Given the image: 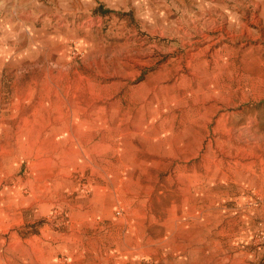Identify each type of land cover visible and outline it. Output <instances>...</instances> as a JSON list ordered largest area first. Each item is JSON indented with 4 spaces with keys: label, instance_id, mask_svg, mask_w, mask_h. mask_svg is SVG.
Listing matches in <instances>:
<instances>
[{
    "label": "rangeland",
    "instance_id": "1",
    "mask_svg": "<svg viewBox=\"0 0 264 264\" xmlns=\"http://www.w3.org/2000/svg\"><path fill=\"white\" fill-rule=\"evenodd\" d=\"M92 2L0 9V264H264V0Z\"/></svg>",
    "mask_w": 264,
    "mask_h": 264
},
{
    "label": "crops",
    "instance_id": "2",
    "mask_svg": "<svg viewBox=\"0 0 264 264\" xmlns=\"http://www.w3.org/2000/svg\"><path fill=\"white\" fill-rule=\"evenodd\" d=\"M81 0H0V9L8 8L12 5L22 6L28 5L32 10L30 12H35L39 16H46L47 13L57 12V7L62 10H66L67 7L76 6L79 7ZM83 1V0H82ZM92 1L94 0H85ZM102 1V0H95ZM79 3V4H78ZM69 7V8H70ZM102 10V9H101Z\"/></svg>",
    "mask_w": 264,
    "mask_h": 264
},
{
    "label": "bare ground",
    "instance_id": "3",
    "mask_svg": "<svg viewBox=\"0 0 264 264\" xmlns=\"http://www.w3.org/2000/svg\"><path fill=\"white\" fill-rule=\"evenodd\" d=\"M253 7H254V6H253ZM190 8H191V7H190ZM217 8H218V7H217ZM181 11H182V10H181ZM214 11H215V10H214ZM218 11H219V10H218ZM186 12H187V11H186ZM192 12H193V11H192ZM223 12H224V11H223ZM179 13H180V12H179ZM194 13H196V12H194ZM204 15H205V14H204ZM206 16H207V15H206ZM228 16H229V15H228ZM230 16H231V15H230ZM219 17H220V16H219ZM201 18H202V17H201ZM208 18H209V17H208ZM206 19H207V18H205V20H206ZM212 19H213V18H212ZM212 19H211V20H212ZM222 19H223V18H222ZM205 20H204V21H205ZM207 20H208V19H207ZM211 20H210V21H211ZM210 21L208 20L207 22H210ZM237 21H238V20H237ZM211 22H212V21H211ZM199 23H200V22H199ZM212 24H213V23H212ZM209 25H210V24H209ZM216 27H217V26H216ZM243 27H244V26H243ZM158 28H159V27H158ZM182 28H183V27H182ZM183 29H184V28H183ZM242 30H243V29H242ZM164 31H165V30H164ZM242 32H243V31H242ZM203 33H204V32H203ZM210 33H211V32H210ZM219 33H220V32H219ZM243 33H244V32H243ZM169 34H170V33H168V35H169ZM178 35H179V34H178ZM178 35H177V36H178ZM233 36H234V35H233ZM181 37H182V36H181ZM224 39H225V38H224ZM214 40H215V39H214ZM235 42H236V41H235ZM221 44H223V43H221ZM190 45L192 46V45H194V43H191ZM204 45H205V44H204ZM218 45H219V44H218ZM211 46H212V45H211ZM211 46H209V47H211ZM214 46H215V45H214ZM188 48H189V46H188ZM199 48H200V47H199ZM206 49H207V48H206ZM206 49H205V50H206ZM172 50H173V49H172ZM201 50H202V49H201ZM210 51H211V50H210ZM190 53H191V52H190ZM207 53H208V52H207ZM193 57H194V56H193ZM188 58H189V56H188ZM195 58H197V57H195ZM179 62H180V61H179Z\"/></svg>",
    "mask_w": 264,
    "mask_h": 264
}]
</instances>
